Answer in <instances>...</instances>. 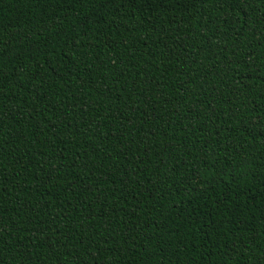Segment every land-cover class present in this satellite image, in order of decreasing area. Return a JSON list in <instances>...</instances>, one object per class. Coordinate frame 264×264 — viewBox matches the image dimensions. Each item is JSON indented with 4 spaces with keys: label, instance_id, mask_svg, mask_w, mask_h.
I'll list each match as a JSON object with an SVG mask.
<instances>
[{
    "label": "trees",
    "instance_id": "obj_1",
    "mask_svg": "<svg viewBox=\"0 0 264 264\" xmlns=\"http://www.w3.org/2000/svg\"><path fill=\"white\" fill-rule=\"evenodd\" d=\"M0 264H264V0H0Z\"/></svg>",
    "mask_w": 264,
    "mask_h": 264
}]
</instances>
